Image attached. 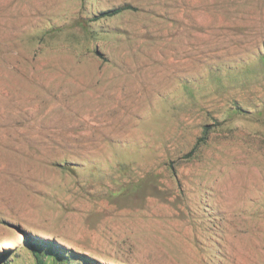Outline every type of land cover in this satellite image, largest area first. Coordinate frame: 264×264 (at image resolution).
<instances>
[{"label":"rangeland","instance_id":"rangeland-1","mask_svg":"<svg viewBox=\"0 0 264 264\" xmlns=\"http://www.w3.org/2000/svg\"><path fill=\"white\" fill-rule=\"evenodd\" d=\"M33 245L264 264V0H0V264Z\"/></svg>","mask_w":264,"mask_h":264},{"label":"trees","instance_id":"trees-1","mask_svg":"<svg viewBox=\"0 0 264 264\" xmlns=\"http://www.w3.org/2000/svg\"><path fill=\"white\" fill-rule=\"evenodd\" d=\"M128 8H131V6L128 4V5H123V6H120L116 9H112V10H105L103 12L104 15H112V14H115V13H118L119 11L123 10V9H128ZM33 247V252H34V255L36 257V260H37V264H46V261L44 260V257L42 255V253L36 248L34 247V245L32 246ZM93 262L96 260H92ZM97 264H100V262H96ZM53 264H57V263H53Z\"/></svg>","mask_w":264,"mask_h":264},{"label":"bare ground","instance_id":"bare-ground-1","mask_svg":"<svg viewBox=\"0 0 264 264\" xmlns=\"http://www.w3.org/2000/svg\"><path fill=\"white\" fill-rule=\"evenodd\" d=\"M111 259L109 260H106V263H109V264H115L112 260L110 261Z\"/></svg>","mask_w":264,"mask_h":264}]
</instances>
